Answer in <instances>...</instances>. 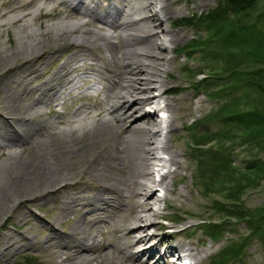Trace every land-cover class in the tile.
<instances>
[{"label":"bare ground","instance_id":"6f19581e","mask_svg":"<svg viewBox=\"0 0 264 264\" xmlns=\"http://www.w3.org/2000/svg\"><path fill=\"white\" fill-rule=\"evenodd\" d=\"M177 2L0 4V33L12 28L16 37L0 41V60L13 65L24 55L18 65L25 67L0 74L8 115L0 113V139L20 147L47 180L33 199L54 202L41 244L52 264H205L217 249L195 232L200 224L174 230L197 215L181 174L189 156L173 131L199 111L173 72L184 65L176 69L169 55L184 37L169 21L181 12Z\"/></svg>","mask_w":264,"mask_h":264},{"label":"rangeland","instance_id":"374dc122","mask_svg":"<svg viewBox=\"0 0 264 264\" xmlns=\"http://www.w3.org/2000/svg\"><path fill=\"white\" fill-rule=\"evenodd\" d=\"M12 1L0 0V4H10ZM217 2L218 0H178L173 8L180 9L181 12L169 20L173 23L177 22L178 26L174 29L184 34L178 44L172 46V51L169 53V55L175 54L176 69L184 65L173 72L181 78L183 85L188 86L187 91L194 93V102L199 99V103L194 104L195 107L199 106V111L194 109L193 116L186 119L189 127L180 126L173 131L174 134L181 136L180 145L187 150L189 156L187 158L189 169L182 171L181 174L190 186V194L194 199L191 207L197 216L176 223L174 230L181 231L190 225H202L195 232L206 243L214 242L217 246L216 251L207 258L205 264H264L262 241L264 238L258 235L259 233L261 236L264 235V225L251 217H242V214H252L255 209L264 210V179L257 180L243 171L248 161L264 157V146L254 148L242 142L228 141L229 131L235 134L232 127L237 125L229 124L225 134L222 133L221 124V117L257 107L255 101L258 102L254 91H249L243 85V87L232 85V80L226 71L228 64H238L245 70V68L264 67V61L245 51L242 52L243 49L228 51L222 41L212 42L213 35L210 30H204L203 27L194 24L186 25L185 21H192L191 17L208 12ZM82 5H86V2H82ZM56 6L62 8L63 5L59 2ZM263 6L264 0L258 8ZM254 13L256 12L251 11L249 16ZM15 38L12 28L8 33L1 30L0 41H4L6 45L13 44ZM191 44L194 46L207 44L206 55L201 49H194ZM23 56H16L13 65L4 63L1 59L0 74L4 73V69L12 67L6 74L18 75L22 68L25 69V67L19 68L18 65L23 60ZM58 61H62V58ZM56 65L58 63H54L52 68L44 71V74H49ZM207 75L213 77L205 79ZM2 78L3 76H0V80ZM85 88L86 85H83L79 91ZM3 106L6 104L0 93V113L8 116ZM55 109L58 112L62 110L60 106ZM218 133L219 146L211 141ZM19 148L14 142H3L0 139V264H23L24 258L28 257L34 260V264H52L41 244L49 235L46 224L54 218V202L33 199L38 193L40 184L46 185L47 180L43 173L41 175V171L36 169L35 161L30 156L26 153L19 154ZM12 154L13 156L9 157ZM5 156L8 159H5ZM12 157L16 158L9 166L8 161ZM229 162H232L229 168L233 169V174L229 177L228 174L227 177H219L223 182L218 185H207L210 182L212 166L220 169V166L228 167ZM232 204L235 206L233 209L229 208ZM159 206L164 208L162 203ZM231 210L235 212L233 214L227 212ZM164 212L168 215L186 216L185 212L179 210L166 209ZM36 217L41 218L36 220ZM156 222L165 224L168 221L159 217ZM211 222L220 223L219 233L214 238L209 236L205 226L206 223ZM8 238L13 239L12 245L7 242ZM230 248L237 249V256L225 257L229 255L225 253ZM144 260L145 256L140 258V261Z\"/></svg>","mask_w":264,"mask_h":264},{"label":"trees","instance_id":"16d2710c","mask_svg":"<svg viewBox=\"0 0 264 264\" xmlns=\"http://www.w3.org/2000/svg\"><path fill=\"white\" fill-rule=\"evenodd\" d=\"M262 2L263 0H218L213 9L197 17L193 16L191 17L192 21H185V23L188 26L194 24L203 27L204 30H210L212 32L211 35H213L212 42L222 41L227 46L228 51L234 52L243 49L242 52L245 51L249 55L264 61V6L258 8ZM251 11L256 13L250 17ZM206 46L208 45H192L194 49H201L204 55L207 53L205 51ZM226 71L232 80V85L236 87L243 85L249 91H254L258 102L255 101L257 107L239 113H231L223 118L221 117L222 133L226 134L229 124H236L237 126L232 127L235 134L232 131L228 133V141L232 143L235 141L242 142V144L252 145L254 148L261 145L264 146V67L245 68L244 70L238 64L233 65L229 63ZM212 77L213 75H207L205 79ZM211 141H214L219 146V133ZM197 150L199 149L197 148ZM208 164L209 162H207ZM231 164L232 162H229L228 167L220 166V169L212 166V170L210 169V182L207 185H218L223 182L219 177H227L226 174H228V177L231 176L232 172H234L232 171L233 169L229 168ZM243 171L257 180L264 179V157L248 161ZM226 190L228 191V189ZM229 198L231 197L229 196ZM234 207L233 204L229 205L231 209ZM227 212H232L230 214H233L235 211L231 210ZM242 217H251L261 225H264V210L255 209L252 211V214H242ZM206 224L209 236L211 235L214 238L219 233L220 223L211 222ZM254 233L257 234L256 232ZM258 235L264 238V235L261 236V233ZM262 241L264 242V239ZM225 254H229L225 257L237 256V249L230 248ZM23 264H34V260L29 257L24 258Z\"/></svg>","mask_w":264,"mask_h":264}]
</instances>
